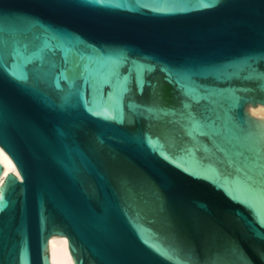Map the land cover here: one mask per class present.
Masks as SVG:
<instances>
[{
    "label": "water",
    "instance_id": "obj_1",
    "mask_svg": "<svg viewBox=\"0 0 264 264\" xmlns=\"http://www.w3.org/2000/svg\"><path fill=\"white\" fill-rule=\"evenodd\" d=\"M256 106L264 0H0V264H264Z\"/></svg>",
    "mask_w": 264,
    "mask_h": 264
},
{
    "label": "bare ground",
    "instance_id": "obj_2",
    "mask_svg": "<svg viewBox=\"0 0 264 264\" xmlns=\"http://www.w3.org/2000/svg\"><path fill=\"white\" fill-rule=\"evenodd\" d=\"M250 116L256 119L264 120V107H250ZM0 164L3 172L0 175V184L8 172L15 174L18 178L20 175L7 153L0 147ZM48 258L49 264H75L68 246V239L65 236H51L48 241Z\"/></svg>",
    "mask_w": 264,
    "mask_h": 264
}]
</instances>
